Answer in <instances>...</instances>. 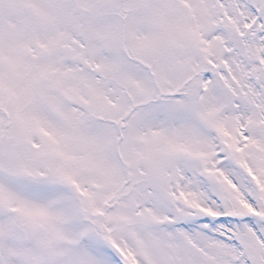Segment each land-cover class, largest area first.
Here are the masks:
<instances>
[{
	"label": "snow or ice",
	"instance_id": "6c2138e0",
	"mask_svg": "<svg viewBox=\"0 0 264 264\" xmlns=\"http://www.w3.org/2000/svg\"><path fill=\"white\" fill-rule=\"evenodd\" d=\"M0 264H264V0H0Z\"/></svg>",
	"mask_w": 264,
	"mask_h": 264
}]
</instances>
